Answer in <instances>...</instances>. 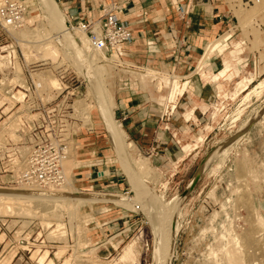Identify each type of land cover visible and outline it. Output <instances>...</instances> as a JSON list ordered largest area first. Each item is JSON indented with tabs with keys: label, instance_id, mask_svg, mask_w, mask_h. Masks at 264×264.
Segmentation results:
<instances>
[{
	"label": "rangeland",
	"instance_id": "rangeland-1",
	"mask_svg": "<svg viewBox=\"0 0 264 264\" xmlns=\"http://www.w3.org/2000/svg\"><path fill=\"white\" fill-rule=\"evenodd\" d=\"M55 1L67 25L79 28L78 22L71 20L59 1ZM214 1L228 10L232 18L228 29L215 38L227 31L230 37L221 39L225 44L222 54L212 56L210 65L202 70L204 75L196 68V72L181 78L190 82H181L173 101L167 97L171 77L179 75L167 69L161 73L150 69L139 71L113 50H104L108 59L102 55L94 57L93 47L89 52L83 51L92 74L99 75L95 90H91L84 77V65L72 46L57 42L63 54L55 60L40 59L31 48L32 60L27 61L22 50V43L27 40L21 41L22 38L12 34L7 37L10 44L18 42L16 71L14 68L8 80L16 72L22 83L29 84L32 69V72L48 70L58 80L61 70L68 73L69 90L74 93L71 97L74 116L78 119L74 125L77 141L74 137L69 153L75 156L71 157L74 161L69 173L72 174L68 173L75 186L73 192L117 197L109 196L111 200L100 203H83L74 212L57 209L58 215L45 219L49 225L39 216L0 212V264H65L67 258L72 259L69 264H76L75 260L81 264H124L119 262V257L124 247L135 241L136 254L132 255L131 262L153 264L157 207L166 216L162 231L171 235L170 243H173L171 264H264V236L260 235L264 231V0ZM45 11L37 0H28L24 16L27 28H34L42 21L48 35L56 36L59 28ZM78 42L82 44L79 39ZM118 47L123 53V45ZM228 52L233 57L239 54L240 59L235 61L239 75L222 81L223 88L219 89L212 76L223 66V59L230 58ZM41 63L47 65L39 66ZM2 66L6 68L7 63ZM242 76L248 77L239 88L235 82ZM121 81L140 82L144 89L150 87L156 91L157 88L161 92L156 97L167 107L177 102L183 105L163 125V134L170 139L168 156L145 154L128 136L123 137L124 147L112 141L98 101L102 97L106 103L107 93L115 98ZM7 83L0 84V92L10 101L4 92ZM80 100L89 106L84 108ZM199 104L198 114L195 107ZM5 107H0V139L10 138L14 147L25 149L27 145L18 131L20 127L14 128L15 136L3 129L27 111L18 106L20 109L14 108L10 114H16L9 119L10 114L3 111ZM191 109L193 114L187 118ZM111 110L112 107L110 113ZM112 118L118 125L115 109ZM0 146V190L20 188L15 175L3 170L9 146L3 142ZM83 150L87 154L81 156ZM141 160L147 163L144 170L139 168ZM193 179L196 183L190 187ZM118 197L129 199V203H117L121 201ZM149 200L157 207H151L154 205L150 206ZM257 220H263L261 227ZM58 222L64 224L65 233L56 230ZM234 236L238 238L245 262L237 260L241 261L238 263L226 255ZM45 252L46 257L40 261Z\"/></svg>",
	"mask_w": 264,
	"mask_h": 264
},
{
	"label": "crops",
	"instance_id": "crops-1",
	"mask_svg": "<svg viewBox=\"0 0 264 264\" xmlns=\"http://www.w3.org/2000/svg\"><path fill=\"white\" fill-rule=\"evenodd\" d=\"M58 1L74 22L101 17L103 5L114 7L115 13L129 27L132 35L131 40L123 45L121 59L139 71L150 69L162 72L167 69L169 73L179 75L180 78L202 71L210 65L209 63L202 70L196 69L206 46L215 40L219 33L228 29L232 21L228 10L214 0ZM219 53L222 54L213 52L211 58ZM228 54L230 58L223 59V66L212 76L218 82L219 89L223 88L222 81L239 75L235 63L240 59L239 54L236 57L230 52ZM219 76L221 78L217 79ZM247 77H240L235 84ZM180 81L184 83L189 80ZM118 85L115 98L111 95V111L114 117L115 109V122H118L116 123L122 128L125 136H128L129 141L145 154L157 157L165 153L163 156H168L170 139L166 133L163 134V125L168 124L172 112L181 110L183 105L177 102V105L167 107L156 97L157 92L161 91L150 87L144 89L140 82L121 81ZM200 110L199 104V107H195V113L199 114ZM192 114L193 109L188 111L187 118ZM83 154L86 155L87 152L83 150L81 156Z\"/></svg>",
	"mask_w": 264,
	"mask_h": 264
},
{
	"label": "bare ground",
	"instance_id": "bare-ground-1",
	"mask_svg": "<svg viewBox=\"0 0 264 264\" xmlns=\"http://www.w3.org/2000/svg\"><path fill=\"white\" fill-rule=\"evenodd\" d=\"M5 1L6 0H0V5L3 4ZM37 1L39 2V4L44 9L47 10V12L49 14H47V12L45 11L46 14L53 21V23H55L57 25V27L59 28L58 29L59 31H57L56 36L48 35L47 30H46V26L44 23H42V21H38V25L34 28H31V29L27 28V25L25 22L26 18H24L22 20L21 24H19L17 26L8 27V30L10 31V33L12 35L17 36L18 38H22L21 41L27 40L25 42L34 43V44H30V45L26 44L25 42L22 43V47H23L22 50L24 51V55H25L27 61L32 60L33 54H32L31 48H33L36 51L35 53H37L39 58L41 57L40 59H42V57H43V59L45 57L46 58L50 57L51 59L55 60L56 57L58 59V57L60 56V53L63 54L61 49L58 47L57 42H59V41L62 42V44L66 47L72 46L76 50L75 52L78 54L79 59L81 60L82 64L84 65V72H85L84 77H86V79L88 80L90 89L95 90V85H96L95 82H97V81H95V79L97 80L96 76L98 75L97 74L98 72L96 74L95 73L92 74L93 71L89 66L88 60L86 58H84L83 51L86 50L89 52V50H91L93 48V46H91V42H90L89 38L86 36L85 31L83 29H81L80 27L74 28V27L67 25V22L62 18L63 16H62V14L58 8V4L55 0H37ZM257 1H259V0H257ZM246 3L248 4L249 1H247ZM41 20H42V18H41ZM229 34H230V32L227 31V34L225 33V34L219 36L218 38L211 41L206 46L205 52L201 56L202 58L200 59L201 61L198 65V69L202 70L205 66H207L210 63L211 55L213 52H215L217 50L220 52L221 50H223V48L225 47V44L221 43L222 42L221 39H227ZM59 37H60V39H59ZM56 39H57V41H55ZM78 39H79V41L81 40L82 44H80L78 42ZM20 45H21V43H20ZM94 50H95L94 55H93L94 57L97 55H102L104 58L108 59V57L105 55V53L102 49L94 48ZM34 59H36V57ZM14 68H15L14 71H16V66ZM17 76H16V72H15V77L13 79V82L19 83L21 85H25V83H22L21 80L19 79V74H17ZM31 76H32L36 86L39 88V90L43 93H46V95L48 97L51 96V91L60 88L59 80L56 77H54L52 74H50L48 70H43V71H39V72H36V71L32 72V70H31ZM220 78H221V76L217 77V79H220ZM180 79H181L180 76H174L171 78L172 82L170 85V92H169V97H168L169 101H173L175 99L176 93L178 92V90L181 87ZM244 83H245V80L244 79L241 80L238 83V87L239 88L243 87ZM239 88H237V89H239ZM88 91H90V90H88ZM107 97H108V99H107L106 103H104L102 101V97L99 98L100 100L98 102H99L100 114L103 117V119L105 120L106 124L108 125L109 132L111 135V139L114 142V144L116 146L117 145H120V146L123 145V147H124V143H123V137L125 136L124 131L122 130V128L119 125H115L113 123V118L111 115L112 112L110 113V109L112 107L111 95L107 93ZM14 98H15V100H22L23 94L19 91V92H17V95L14 96ZM79 102L81 103L80 105L83 106L84 108L89 106L87 103H84L81 100ZM13 105H14V101H9V105L6 106L3 110L4 113H6V114L12 113ZM15 114H10L8 116V118L9 119L13 118L15 116ZM24 117L29 119V118H32L33 115L29 114L28 112L27 113L23 112L20 115H17L15 118H13V120L10 122V124H8L9 126L8 127L6 126L3 130L4 131L8 130L9 133L13 134L14 128L17 126L20 127L22 119ZM5 138L3 140L0 139V142L1 141L3 142L5 140ZM121 151H122V149H121ZM26 152H27V148L21 150L22 154H25ZM119 152H120V150H119ZM72 155H73V157H75L74 154H71V155L69 154L68 157L65 158L62 162L63 173L65 176V180H64V183L62 185L51 186L48 190V189H44L43 187L38 186L35 183L29 182V184L21 183L20 188H4V189L0 190V212H5V213L11 212V213H15V214H31L34 216H39L43 220L42 222H45L47 225H49L50 222H46L45 219L47 220V218L50 215H58L57 209L65 208V209H68V211L70 210V211L74 212V211H77L83 203H86V204L93 203L94 204V203H97V202L104 200V199L111 200L112 198L117 197V196L113 197L112 195L110 196V194H109V196L112 198H110L108 195L106 197L105 193H103V194H101V193L100 194L99 193H90V192L89 193H85V192L84 193H81V192L74 193L73 191L75 189V186L72 183V180L69 179V176H68V173L70 172V169H71L73 161H74L71 159ZM140 162L141 163L139 164V168L141 170H144L147 163L145 161H142V160ZM15 166H16V169H15L16 176H21L23 174L25 168H26V163L23 160L16 159ZM69 174H72V173H69ZM194 184H195V179H193L189 183V186L191 187ZM190 187H189V189H190ZM113 200L115 201L116 199H113ZM117 200H121V201L117 202L119 204L127 205L129 203L128 202L129 199L127 201L125 199V197H118ZM143 200H145V199H143ZM151 204L154 206H151ZM150 206L155 207V208L157 207V206H155V204L152 203V201H150ZM151 207L149 209H153V212H154V208H151ZM158 208L159 207H157V210L159 211L160 208L159 209ZM61 211H63V210H61ZM158 211H157V216L154 218V219H156L155 224H153L154 225L153 231H155V239L153 240L154 241V249H153L154 263L153 264H171L172 244L173 243H170L171 235L169 237L168 236L169 234L167 235L166 233H164V231L166 232V230L162 231V228H161L162 227L161 225H163V223H165L164 220L166 219L165 218L166 216H165V214H163L164 212L162 213L161 211H159V212ZM259 218H257V219H259ZM59 220L60 219H58V221ZM262 221H260V222L258 220L256 221L257 223L259 222L261 224L260 227L262 226V223H263ZM259 223L257 225H259ZM56 226H57L56 230H58L59 232L65 233L64 231L66 230V228H65L63 223L58 222ZM164 226H165V224H164ZM259 228H257V230H259ZM176 230H177V228H176ZM262 230H264V228H262ZM261 232L262 231L260 230V233ZM260 235L264 236V231ZM234 237H236V236H234ZM257 237H259V236H257ZM257 239H261V238H257ZM253 240H254V238H253ZM251 241H252V239H251ZM135 242L129 243L124 247V249H123V251L119 257V262L124 263V264H133V262H131V257H132V255L136 254L135 249H134L135 244H136ZM226 246H225V248H226ZM240 247L241 246H240V243L238 241V238L237 237L234 238L230 242L229 247L227 248L226 255L228 254L229 258L233 261L243 260L242 258H244V257H243V253H241ZM225 252H226V249H225ZM35 253H37V251ZM46 253L47 252H45V254H43L40 257V261L44 260V258L46 257ZM91 259L94 260L93 258H91ZM74 262H77L76 264H81L76 260ZM94 262H95V260H94ZM64 263L65 264L72 263V259L67 258ZM238 263H241V261Z\"/></svg>",
	"mask_w": 264,
	"mask_h": 264
},
{
	"label": "built area",
	"instance_id": "built-area-1",
	"mask_svg": "<svg viewBox=\"0 0 264 264\" xmlns=\"http://www.w3.org/2000/svg\"><path fill=\"white\" fill-rule=\"evenodd\" d=\"M27 2L28 0H6L0 5V84L8 82L4 92L9 95L10 101H14L12 109L22 106L23 111L33 115L29 119L24 117L18 130L23 134L27 145L25 154L14 147L12 139L6 137L3 141L10 149L5 153L7 159L3 163V170L13 173L19 186L29 182L43 188L60 186L65 180L62 162L68 157L70 143L77 136L74 125L78 119L74 116L71 101L74 93L69 90L68 73L62 70L58 73L60 88L51 91L49 97L39 90L32 77L30 83L25 85L14 83V78L8 80L15 67L18 47V42L8 43L7 37H11L8 27L21 24L27 12ZM102 11L101 17L83 19L78 22V26L87 33L94 48L113 50L121 57L123 53L118 46L131 40V31L119 19L114 7L103 5ZM3 63H7L6 68L2 66ZM42 65L47 64L41 63L39 66ZM19 91L23 98L15 100L14 96ZM2 94L0 92V107H5L9 101ZM16 159L26 163L21 176H16L15 173Z\"/></svg>",
	"mask_w": 264,
	"mask_h": 264
},
{
	"label": "water",
	"instance_id": "water-1",
	"mask_svg": "<svg viewBox=\"0 0 264 264\" xmlns=\"http://www.w3.org/2000/svg\"><path fill=\"white\" fill-rule=\"evenodd\" d=\"M196 183V182H195Z\"/></svg>",
	"mask_w": 264,
	"mask_h": 264
}]
</instances>
